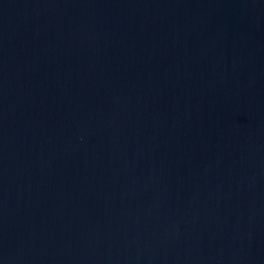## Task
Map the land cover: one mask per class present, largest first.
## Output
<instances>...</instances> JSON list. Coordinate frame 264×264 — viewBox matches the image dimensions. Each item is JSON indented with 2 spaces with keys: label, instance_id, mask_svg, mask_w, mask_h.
<instances>
[{
  "label": "water",
  "instance_id": "water-1",
  "mask_svg": "<svg viewBox=\"0 0 264 264\" xmlns=\"http://www.w3.org/2000/svg\"><path fill=\"white\" fill-rule=\"evenodd\" d=\"M0 264H264V0H0Z\"/></svg>",
  "mask_w": 264,
  "mask_h": 264
}]
</instances>
